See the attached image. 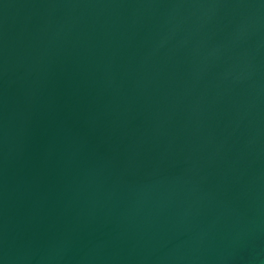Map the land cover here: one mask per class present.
I'll use <instances>...</instances> for the list:
<instances>
[{
	"label": "water",
	"instance_id": "95a60500",
	"mask_svg": "<svg viewBox=\"0 0 264 264\" xmlns=\"http://www.w3.org/2000/svg\"><path fill=\"white\" fill-rule=\"evenodd\" d=\"M0 264H264V0H0Z\"/></svg>",
	"mask_w": 264,
	"mask_h": 264
}]
</instances>
